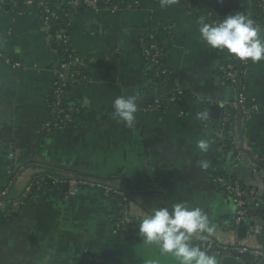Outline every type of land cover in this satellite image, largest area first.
<instances>
[{
    "label": "crops",
    "instance_id": "obj_1",
    "mask_svg": "<svg viewBox=\"0 0 264 264\" xmlns=\"http://www.w3.org/2000/svg\"><path fill=\"white\" fill-rule=\"evenodd\" d=\"M187 1L191 6L176 0L162 8L160 0H141L138 7L122 5L116 10L102 4L96 10L84 0L70 3L73 47L90 64L77 89V119L50 134L42 125L50 120L48 94L60 59L57 41L36 6L19 13L4 4L0 12V189L8 187L17 196L43 172L64 181L79 176L74 168L82 169L94 173L84 175L91 180L127 191L137 218L184 203L203 210L218 240H236V231L229 228L235 206L214 178L232 174L238 164L237 146L250 155L246 162L251 166L254 159H264V60L249 62L244 91L259 110L238 120L234 143L218 131V119L209 114L210 106L217 104L209 101L234 99V88L222 82L218 69L235 56L203 42L198 21L203 18L209 23L210 15L222 20L236 13L250 18L251 0ZM162 30H168L165 62L170 73L152 90L138 45L141 37ZM260 35L264 37V30ZM175 88L184 90L183 100L164 99L158 108L156 92L166 97ZM133 94L139 96L137 119L128 128L113 118L112 102ZM198 113L206 115L198 119ZM201 139L210 142L206 153L196 146ZM200 161H207L208 168L203 169ZM238 177L264 192V167L249 178ZM65 184L39 190L21 213L0 215V264H82L85 256L96 253L105 264H179L156 244L131 231H117L110 200L100 191L82 187L69 196Z\"/></svg>",
    "mask_w": 264,
    "mask_h": 264
},
{
    "label": "built area",
    "instance_id": "obj_2",
    "mask_svg": "<svg viewBox=\"0 0 264 264\" xmlns=\"http://www.w3.org/2000/svg\"><path fill=\"white\" fill-rule=\"evenodd\" d=\"M81 0H3L0 2V12L3 10L4 4H9L17 9L18 3H22L23 8L15 10L19 13L24 11L25 7L36 6L42 14L45 22L50 26V31L60 46V59L53 69V82L48 94L50 120L43 123L42 128L48 134L52 133L59 127L66 126L73 123L80 112L77 89L81 83L86 79L85 70L88 69L90 60L85 57H80L75 54L73 47L72 37L70 34L69 26L62 24V21L69 17L68 5H77ZM141 0H84L92 8L98 10L100 4L108 9L116 10L120 6L138 7ZM264 4V0H260V5ZM188 6H191L190 4ZM220 19L213 15L209 16V24H218ZM3 32L0 30V39ZM163 43L157 41L154 35L143 36L139 39L140 53L146 60L148 70L150 73V81L152 90H155L161 85L170 73V69L165 62V47ZM62 49V50H61ZM18 65V63H17ZM219 73L222 82L227 85L230 84L235 90V97L231 101H209V104H217L221 107V115L217 123L224 124L227 121V114L231 108H235L242 115L248 112L258 111L259 105L254 99H250L245 93V81L242 82L240 75L245 79L249 73V61H242L241 65L235 62H227L219 66ZM150 88V87H149ZM160 92H156L155 104L158 108H162L164 99L169 102L177 103L183 100L185 92L181 88H175L169 95L161 96ZM71 96H74L71 98ZM68 99V100H67ZM67 100V101H66ZM239 120V119H238ZM238 123V122H237ZM219 127V126H218ZM218 131L236 143V126L228 131L220 129ZM248 154L237 146L236 148V162L238 164L248 165L254 173L259 172L260 162H264L263 157L254 159L253 166L249 165ZM248 163V164H247ZM44 173V172H43ZM33 178L30 184L17 196L10 193L8 187L0 189V212L2 216L7 218L12 214L21 213L26 206L27 199L33 197L35 190L40 189L47 181L45 177ZM39 175V176H40ZM51 179V184L62 182L70 185L67 194L74 195L80 188L88 187L101 191L104 196L109 197L114 191L118 195V217L119 220L113 222L117 231L128 230L136 234V236L143 238L138 231L139 224L143 218H137L131 209V200L127 191L117 187H113L108 183H103L97 180H91L85 176H73L61 181V178H54L47 176ZM215 183L225 192L231 199L235 206L234 222L237 225L253 222L247 230V235L257 234L259 237H264V192L261 194L257 186L246 185L245 182L238 176L231 174H218L214 178ZM264 181V178H263ZM112 217V216H111ZM113 218V217H112ZM233 242L218 240L213 234H203V238H192V242H199L202 249L208 253H213L216 256L233 255L242 257L243 255L249 256L250 264H264V240L259 241L255 246L238 241V236ZM104 258L98 254H89L83 259L82 264H104Z\"/></svg>",
    "mask_w": 264,
    "mask_h": 264
},
{
    "label": "clouds",
    "instance_id": "obj_3",
    "mask_svg": "<svg viewBox=\"0 0 264 264\" xmlns=\"http://www.w3.org/2000/svg\"><path fill=\"white\" fill-rule=\"evenodd\" d=\"M175 2L176 0H160V7ZM198 23L200 38L210 48L226 50L241 61L264 60V37H261L255 22L242 13L228 15L218 24L206 23L203 18ZM138 100L139 96L135 94L115 98L112 102L113 118L123 122L128 128L134 127ZM205 115L198 113L197 118L202 119ZM196 146L200 152L206 153L210 149V142L201 139ZM200 165L207 169L209 163L200 161ZM138 231L146 243L156 244L163 253L174 256L179 264H218L215 256L191 243L194 235L203 238V234L211 235L214 232L208 216L199 207H188L184 203H177L171 208L159 207L142 220Z\"/></svg>",
    "mask_w": 264,
    "mask_h": 264
},
{
    "label": "trees",
    "instance_id": "obj_4",
    "mask_svg": "<svg viewBox=\"0 0 264 264\" xmlns=\"http://www.w3.org/2000/svg\"><path fill=\"white\" fill-rule=\"evenodd\" d=\"M185 1H186L187 5H189V4L191 5V3L189 1H187V0H185ZM127 2H133V0H127ZM4 8H5V5H3V9ZM16 8L17 9H14L13 8L14 11L15 10H20L21 8H23L22 3H18V5L16 6ZM250 9H251L250 19H252L255 22V24L258 26V28L260 30V33H261V31L264 30V4L263 5H260V0H251ZM67 23H68V18H66L65 20L62 21V24H64V25L67 24ZM167 31L168 30H162L158 34H155L154 35L155 39L157 41L163 43L164 45H166L167 44V38H168V32ZM57 47L60 50V46L58 44H57ZM138 47H139V45H138ZM139 50H140V47H139ZM75 54H77V53H75ZM164 59H166V58L164 57ZM229 61L235 62L238 65H241V62H242L237 57H232L230 60L226 61L225 63H227ZM248 61L250 62V59ZM86 71H87V69L85 70L84 74L87 73ZM240 78H241L242 82L245 81V79L243 78L242 75H240ZM227 85H229L230 87H232V85H230V84H227ZM73 97L74 96H71V98H73ZM241 115L242 114L240 113V111H238L235 108H231L230 111H229V113L227 114V118H228L227 121H225V123L223 125L220 124V123H218V124H216V126L217 127L219 126L218 127L219 129L221 127V129H224V131H228L229 129H232V128H234L237 125L238 119L240 118ZM242 116H244V115H242ZM263 167H264V162L262 161V162H260L259 168H263ZM42 176L45 177V179H46L45 181H47V182L40 189L35 190L34 193H33V195L35 193H37L39 190L45 189V188H47V187H49L51 185V183H50L51 182V179H49L47 177L48 176L47 173H42ZM38 177H41V175L38 176ZM38 177H36V178H38ZM100 193L103 195V193L101 191H100ZM105 197L110 200L111 208H112L111 209V216L113 217V218L111 217V220H112V222H115V221H117V220L120 219V217H118V215H117L118 210H119V206H118V195H117L116 192L113 191L110 194L109 197H107V196H105ZM30 199L28 198L27 201L30 200ZM16 214H18V213H16ZM16 214H12L11 216H14ZM0 215L2 216V213L1 212H0ZM261 239H264V237H261ZM195 243L196 242H192V245L194 246ZM210 254L211 255H214L213 253H210ZM98 255H100V254H98ZM243 259L245 261H247V262L250 260L249 256H246V255H243Z\"/></svg>",
    "mask_w": 264,
    "mask_h": 264
},
{
    "label": "water",
    "instance_id": "obj_5",
    "mask_svg": "<svg viewBox=\"0 0 264 264\" xmlns=\"http://www.w3.org/2000/svg\"><path fill=\"white\" fill-rule=\"evenodd\" d=\"M209 114L210 117L214 119H219L221 114V107L218 105H212L209 108ZM242 119V115L240 116L239 120ZM243 148V147H242ZM246 151V150H244ZM74 171L78 172L79 175H85V176H92L94 173L91 171H86L82 169L74 168ZM232 176H242L244 178H249L254 175V171L246 164H237L232 167ZM70 189L69 184H65L64 191L68 192ZM250 225H253V222H249V225L247 223L242 222L241 224L237 225L233 221V223L229 226L230 229H233L236 231L238 238L246 239L248 237L247 230ZM197 247H199L202 250L201 244H198ZM218 264H250L249 262L245 261L242 257H236L233 255H224V256H216Z\"/></svg>",
    "mask_w": 264,
    "mask_h": 264
},
{
    "label": "rangeland",
    "instance_id": "obj_6",
    "mask_svg": "<svg viewBox=\"0 0 264 264\" xmlns=\"http://www.w3.org/2000/svg\"><path fill=\"white\" fill-rule=\"evenodd\" d=\"M131 209H132V207H131ZM256 237H257L256 234H252V235H249L246 239H244V241H246L248 245L252 244L255 246L256 244L259 243V239ZM193 238L199 239V235H194ZM231 240L235 241V239H231ZM253 240H254V242H253Z\"/></svg>",
    "mask_w": 264,
    "mask_h": 264
}]
</instances>
